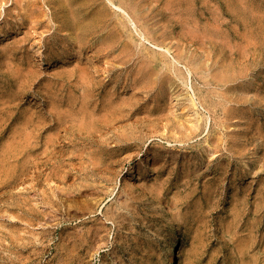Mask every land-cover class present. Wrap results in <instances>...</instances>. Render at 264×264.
<instances>
[{
	"label": "rangeland",
	"instance_id": "1",
	"mask_svg": "<svg viewBox=\"0 0 264 264\" xmlns=\"http://www.w3.org/2000/svg\"><path fill=\"white\" fill-rule=\"evenodd\" d=\"M75 1L0 0V264H264V0Z\"/></svg>",
	"mask_w": 264,
	"mask_h": 264
},
{
	"label": "bare ground",
	"instance_id": "2",
	"mask_svg": "<svg viewBox=\"0 0 264 264\" xmlns=\"http://www.w3.org/2000/svg\"><path fill=\"white\" fill-rule=\"evenodd\" d=\"M60 1V0H59ZM88 1H90V0H77V1H75L76 2V4L75 5H80V4H83V3H87ZM94 1V0H93ZM92 2V1H91ZM74 5V6H75ZM72 6V5H71ZM73 10H74V8H73ZM73 17L74 18H72L73 19V22H74V25H75V27L76 28H80V29H82V30H86V29H88L89 28V24L88 23H90V22H84V21H82V20H80V19H78V18H76V14L74 13L73 14ZM91 19H93V20H95L96 19V17H94V18H91ZM82 110H83V108H82ZM80 111H81V108H80ZM80 113V112H79ZM84 114V112H82L81 111V113L80 114Z\"/></svg>",
	"mask_w": 264,
	"mask_h": 264
}]
</instances>
